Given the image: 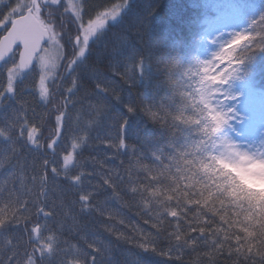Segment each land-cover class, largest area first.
Masks as SVG:
<instances>
[{"label": "trees", "instance_id": "obj_1", "mask_svg": "<svg viewBox=\"0 0 264 264\" xmlns=\"http://www.w3.org/2000/svg\"><path fill=\"white\" fill-rule=\"evenodd\" d=\"M7 1V6H0V18L16 2ZM126 1L81 3L88 19ZM207 1L131 0L120 19L93 41L87 63L78 68L80 84L74 95L82 103L69 105L74 114L72 127L62 133L89 136L78 150L86 174L84 183L74 187L63 175L54 178L49 168L47 198L40 199L42 206L54 212L48 227L61 242V255L53 256L51 264L73 256L80 264H87L91 257H96V264H181L167 255L144 253L137 246L151 237L158 249L167 252L168 232L174 223L169 212L178 213L175 219L188 236H199V231L190 233L191 228L204 229L195 248L180 250L182 264H209L204 253L215 243L224 245L215 264H234L236 253L229 256L227 250L238 245H243L245 255L251 252L249 260L241 257L240 264H251L253 259L255 264H264V185L252 182L225 162L230 153L228 125L215 117L207 99L209 75L204 55L209 46V21L216 14ZM237 1L243 3L247 27L223 62L228 72L238 71L235 83L246 100L264 104V0ZM125 37L145 59L143 75L134 82L113 75L116 68L123 67L119 47ZM13 61L18 63L16 54L0 68V90L7 86ZM93 70L111 81L106 95L96 92ZM30 72L21 73L23 83L16 80V100L5 101L6 109L0 108V127L21 106L30 122L47 113L42 141L46 144L56 106L42 105L33 87L38 77ZM129 105L136 106V111L129 113ZM93 106L101 108L98 117ZM93 120L98 122L89 128L88 122ZM120 120L127 122L119 133L127 147H108V142L116 140L115 124ZM11 147L9 151V145L0 141V207L17 198L33 200L38 181L34 183L32 177L39 176L45 156L53 159L46 148L32 152L19 143ZM106 178H110L111 187L104 183ZM132 186H137V194L130 191ZM81 189L93 193L90 212L81 208ZM141 199L149 202V208L142 206ZM30 210L36 211L34 207ZM36 220L32 215L28 225ZM160 220L164 223L158 230L153 224ZM9 240L19 241L21 256L24 249L32 247L23 223L0 231V264L9 258Z\"/></svg>", "mask_w": 264, "mask_h": 264}, {"label": "snow or ice", "instance_id": "obj_2", "mask_svg": "<svg viewBox=\"0 0 264 264\" xmlns=\"http://www.w3.org/2000/svg\"><path fill=\"white\" fill-rule=\"evenodd\" d=\"M128 5L127 2L118 4L110 10L100 12L94 19L89 17L85 21L81 0H16L7 15L0 18V29L5 32L0 38V61L5 60L9 54L15 56L14 49L19 56V62L13 61V67L8 69L7 86L0 90V108L6 109L5 101L12 103L16 100L14 95L17 91L16 80L20 78L23 83L21 73L26 70H31L30 74L35 73L38 77V82H35L33 87L42 105L45 108L50 105L56 106L54 112L51 113L54 116V127L49 129L50 134L46 138V144L42 141L45 140L43 125L44 115L47 113L42 114L39 121L30 122L25 109L21 106L15 109L12 117L0 127V141L9 145V151H12V145L19 143L27 146L32 152H40L41 149L46 148L47 154L53 158L49 160L45 156L41 162L39 176L32 177L34 183L38 181L36 184L38 190L33 200L17 198L0 207V231L23 223L28 233V243L32 245L30 249H24L21 256L19 241L14 243L9 240L7 243L11 252L5 264H51L53 256L61 255L60 237L48 227L49 219L54 216V212L40 203L41 197L47 198V170L50 168L54 178L63 175V179L74 187H80L84 183L86 174L81 169L78 150L83 149L89 136L86 134H73L71 137L62 135L72 127L74 114L69 105L75 107L77 103H82L77 100V94L74 95L80 84L78 68L87 63L89 54L93 52L91 47L93 41L103 33L102 30L109 21H115L121 17V13ZM119 53L123 57L120 60L123 67L116 68L113 75H119L125 82H134L138 76L143 75L144 57L136 51L128 37L121 42ZM93 76L96 80V92L106 95L111 89V81L95 70H93ZM57 80L61 83L57 84ZM92 95H95V92ZM116 99L120 98L116 97ZM93 108L98 117L101 108L98 106H93ZM127 110L129 113L135 112L136 106L129 105ZM75 118L78 120L79 114H76ZM97 122L96 120L89 121L88 127L91 128V125ZM115 127L117 129L116 140L114 143L108 142L107 146L125 149L127 145L119 133L121 127H127V122L120 120ZM104 183L111 187L110 178H106ZM130 191L137 194V186H132ZM92 199V192H85L81 189L79 201L83 211L90 212ZM141 204L145 209L150 206L146 199H141ZM33 207L36 209L35 213L30 210ZM32 215H35L37 220L29 226L28 221ZM168 215L174 218V223L173 230L168 232L170 244L167 252L164 249H158L156 241L151 237L137 246L144 253L167 255L170 259L181 261L182 264L183 258L180 250L186 247L195 248L203 236L204 229L191 228L189 232L199 231V236H188L180 228L179 220L175 219L178 213L169 212ZM41 218H43V223H41ZM163 223L164 221L160 220L159 223H154L153 227L159 230ZM89 247L93 245L89 244ZM95 250L99 251V249ZM173 252L176 253L175 256ZM223 252L224 245L215 243V247L205 252L204 255L209 258V264H215V257ZM233 252L236 253L234 264H240L241 257L249 260L251 255V252L249 255L244 254L243 245L235 248L229 246L227 254L232 256ZM257 255L260 254L257 253ZM59 264H80V261L74 256L62 257ZM87 264H96V257H91ZM251 264H255L254 259Z\"/></svg>", "mask_w": 264, "mask_h": 264}, {"label": "rangeland", "instance_id": "obj_3", "mask_svg": "<svg viewBox=\"0 0 264 264\" xmlns=\"http://www.w3.org/2000/svg\"><path fill=\"white\" fill-rule=\"evenodd\" d=\"M130 1L126 2L129 4ZM7 3V0H0V6H7ZM207 5L216 13L209 21V46L204 55L209 75L207 99L215 117L228 125L226 139L230 153L225 162L252 182L264 185V110L259 118L245 122L244 116H241L243 113L239 107L240 100L236 96V93H244L235 83L238 71L228 72V65L223 62L230 49L245 35L247 17L242 13L243 3L237 0H208ZM84 19L87 20L85 16ZM119 19L120 17L109 21L108 25ZM4 33V30L0 29L1 37ZM242 97H245V94H241ZM244 112L251 111L245 108ZM232 145L238 146V149H234Z\"/></svg>", "mask_w": 264, "mask_h": 264}, {"label": "water", "instance_id": "obj_4", "mask_svg": "<svg viewBox=\"0 0 264 264\" xmlns=\"http://www.w3.org/2000/svg\"><path fill=\"white\" fill-rule=\"evenodd\" d=\"M5 34V33H4ZM2 38V37H1ZM14 52L15 53H17V55H18V52H16V50L14 49ZM12 56V54H9L7 57H5V60H3V61H0V68H1V66L3 65V63L8 59V58H10ZM18 62H19V56H18ZM30 70H26L24 73H28Z\"/></svg>", "mask_w": 264, "mask_h": 264}, {"label": "clouds", "instance_id": "obj_5", "mask_svg": "<svg viewBox=\"0 0 264 264\" xmlns=\"http://www.w3.org/2000/svg\"><path fill=\"white\" fill-rule=\"evenodd\" d=\"M232 147L234 148V149H238V146H236V145H232ZM242 155H246V153H241Z\"/></svg>", "mask_w": 264, "mask_h": 264}, {"label": "flooded vegetation", "instance_id": "obj_6", "mask_svg": "<svg viewBox=\"0 0 264 264\" xmlns=\"http://www.w3.org/2000/svg\"><path fill=\"white\" fill-rule=\"evenodd\" d=\"M95 39V38H94Z\"/></svg>", "mask_w": 264, "mask_h": 264}]
</instances>
